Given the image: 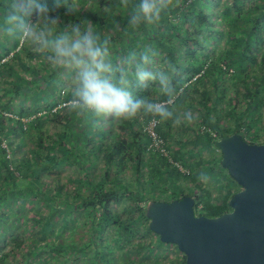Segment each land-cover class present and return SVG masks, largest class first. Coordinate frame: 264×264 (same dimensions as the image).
Instances as JSON below:
<instances>
[{"label":"trees","instance_id":"16d2710c","mask_svg":"<svg viewBox=\"0 0 264 264\" xmlns=\"http://www.w3.org/2000/svg\"><path fill=\"white\" fill-rule=\"evenodd\" d=\"M2 1L0 0V4ZM39 2L47 5L50 9L49 16L54 17L55 27L52 30L55 37L61 31L69 30L71 25L80 24L83 27V23H90L100 34L101 40L110 37L109 59L114 67L127 70L128 90L134 96L146 97L156 102L167 100L174 119L179 108L185 111L195 110L200 115L201 125L216 131L219 137L224 133L238 132L249 143L264 142V139L260 140L263 129L258 126L264 103V52L260 61L253 53V49H257L258 44L263 41L264 0L223 2L219 12L210 8L212 4H218L217 0H181L180 5L163 17L158 25L141 24L138 28L128 25V11L121 7V0ZM73 6L76 11L69 12L68 8ZM34 17L37 19L35 15ZM219 19L224 21L225 30L217 26ZM50 25L51 23L47 28ZM218 39H222L224 44L220 49H216L214 43ZM145 47H152L158 53L155 62L148 66L149 70H163L171 77L175 91L170 99L159 92L155 82L141 83L135 78L138 58L131 65L123 63L130 52H136L139 57L141 49ZM169 63L171 67L168 66ZM61 68L47 69L45 75H38L40 93L37 98L44 100L49 96L48 92L55 85V76ZM119 75L117 72L114 79L118 80ZM228 84L232 87L227 103L233 104L228 109H223L217 106V102L225 101ZM74 89L75 87L67 90L61 101L63 105L53 101L47 106L45 101V108L39 114L32 107L21 106L14 113L1 105L3 109L14 113L12 117L0 115V169L4 171L0 174L2 183H5L0 187L2 227L13 229L22 218L21 212L11 216L3 208L11 198L15 201L39 199L48 206V212L41 220L38 235L40 239H46L54 232L53 226L60 214H63L64 220L59 229L70 224L68 217L77 210L83 211L86 216H93L92 229L98 226L100 219H116L110 205L125 195L141 208L143 217L147 203L142 206L140 203L144 197L147 201H171L191 195L195 199V214L207 217H216L230 210L228 199L239 189L233 190L225 184L223 196L219 201H214L210 190L196 174L182 175L176 166L158 153H149L148 156L146 147L150 139L143 131L144 124L150 120L147 114H141L143 120L140 115L136 120L121 122L111 117L80 113L79 110L71 109ZM57 105L59 107L52 111L53 106ZM222 116L233 123L232 127L226 125ZM46 120L61 125V130L53 134L43 133L40 128ZM171 122L161 121L155 127V131L166 140ZM18 134L28 136L29 156L23 159L11 156V152H15L26 142L25 137H15ZM12 137L18 138L19 142L13 144ZM2 140L8 145L9 157L1 145ZM214 140L208 132L197 131L191 144L207 148L213 145ZM173 157L176 161L189 164L193 154L178 150ZM99 158L104 161V169L98 176H93L90 165ZM219 160L216 167H220ZM62 164H74L80 171L79 178L74 179L77 187L71 193L67 191L70 194L68 197L63 195L62 184L55 183V186L50 187L47 183H41L44 172ZM145 167H149L147 177L143 175ZM127 168L136 174L135 188L122 182ZM209 170L212 172L214 167ZM182 176L193 185L187 193L179 185ZM226 181L225 183L228 182ZM231 182L238 185L233 179ZM194 189L197 192L192 194ZM97 213L99 217L96 218ZM33 218L39 220V217ZM123 229L127 230L126 226ZM147 229L151 231L149 224ZM58 244L60 248V243ZM95 246L94 244V248ZM45 247L44 245L43 248ZM35 249L38 250H33ZM81 251L82 249L78 250L83 254ZM6 257L7 253L0 254V264H6L3 263Z\"/></svg>","mask_w":264,"mask_h":264},{"label":"rangeland","instance_id":"374dc122","mask_svg":"<svg viewBox=\"0 0 264 264\" xmlns=\"http://www.w3.org/2000/svg\"><path fill=\"white\" fill-rule=\"evenodd\" d=\"M250 1V0H246ZM254 1V0H252ZM218 4H212L210 8L220 11V5L223 2L229 3L231 0H217ZM34 17V16H33ZM54 18V17H52ZM33 23L41 24L42 21H34V18H30ZM55 23H51L47 28L48 38L50 40L55 39L53 35V28ZM220 28L226 29L224 21H220L217 25ZM63 32V31H61ZM60 32V33H61ZM59 33V34H60ZM263 41L258 44L257 49H253L254 55L260 61L264 52V30L262 31ZM208 38V37H206ZM209 39V38H208ZM222 39L215 43V47L221 48L224 44ZM31 42H26L22 37L20 39V49L23 47H31L36 53L35 57L26 56L23 61L30 69H32L37 76H43L47 72V69L56 68L46 57L51 55L50 51L39 49L38 45H32ZM39 53V55H38ZM19 69V68H18ZM257 71L256 67H253ZM18 71H22L21 68ZM30 73L26 74L29 76ZM55 85L49 90V96L42 100L37 98L34 104L28 99L32 93H40V87L38 85L31 87L27 91V95L21 98V106L28 107L31 105L33 110L37 111V114L44 110L46 102L51 104L53 101L61 103L65 93L68 89L75 87L76 73L73 70L61 68L55 76ZM38 80L37 82H39ZM229 83V82H227ZM210 84L208 85V87ZM230 84L226 87L225 101L217 102V106L228 109L231 104L227 103L231 91ZM59 93V94H58ZM55 95V97H54ZM46 101V102H45ZM241 103V102H240ZM1 104V103H0ZM19 105V104H18ZM59 105L53 106L52 111H55ZM243 107V105H242ZM19 111L14 109L13 112ZM177 111V117L180 118V125L170 123L169 137L166 140V147L170 157H173L175 151L183 153H192L193 159L189 160V164L177 161L183 167L181 169L177 167L182 175L196 174L201 182L210 190L212 200L219 201L226 190L225 184L233 190L240 189L239 185L234 184L230 176L227 175V171L221 166L216 167L215 164L221 158V153L214 145H210L207 148L200 146H193L191 141L194 139L196 132H201V119L200 115L195 110L188 109L185 111L183 108H179ZM261 116L259 121V128L263 129L260 140L264 139V103L261 106ZM14 113H12L14 115ZM192 114L196 119L193 123H186V114ZM143 116L145 114H142ZM141 115V120L143 117ZM225 115V114H224ZM224 116H222L223 118ZM224 117L226 125L232 127L233 123L227 121ZM145 125V124H144ZM61 125L52 120H46L40 130L45 134H53L61 130ZM18 137H25V143H22L15 152H11V156L15 159H23L29 156V142H27V134H18ZM249 138V137H246ZM13 144L19 142L18 138L12 137ZM215 141V140H214ZM213 141V143H214ZM6 143V142H5ZM7 145V143H6ZM8 146V145H7ZM150 154L148 153V156ZM147 156V157H148ZM173 160L174 157H173ZM214 167V170L210 172L209 168ZM104 161L103 159L95 160L90 165L91 175H99L103 172ZM149 167L143 169L144 177H147ZM112 167V172H113ZM184 171V172H183ZM3 169H0V173H3ZM212 173V174H211ZM45 175L41 176V183H47L50 187L55 186V183L62 184L64 186L63 195L70 196L72 189L77 187V182L74 179L79 178L80 171L74 164L60 165L59 167L44 172ZM123 184H131V187L136 186V174L131 169H126L123 175ZM228 182H227V181ZM225 181L227 183H225ZM40 183V184H41ZM5 184V183H4ZM2 183V176L0 174V187L4 185ZM175 183L174 185H176ZM179 185L184 192L187 193L193 187L189 179L183 176L179 179ZM178 186V185H176ZM68 191V192H67ZM148 192V191H147ZM197 191L192 190V194ZM150 194V193H148ZM145 198V197H144ZM141 200L140 205H144L148 201L146 198ZM6 205L3 206L6 209L8 215L14 213H20L22 218L19 219L17 226L13 229H6L0 225V254L7 253L8 257L3 260L6 264H184L185 256L177 249V247L163 243L159 240V236L147 229L149 220L143 217V212L140 207L136 206L134 200L128 199L125 195L118 201L113 202L110 207L112 213L116 219L105 218L100 219L96 228L92 229L93 216H86L83 211L77 210L74 215L69 216L68 220L70 224L66 227L62 222L64 220L63 214H60L57 223L53 226V233L48 235L46 239H40L38 237L40 232V225L43 216L48 212V206L44 204V201L26 200L15 201L14 199H8ZM33 217H39L36 220ZM99 217L97 213L96 218ZM104 218V217H103ZM10 219V218H9ZM21 221V222H20ZM117 221V222H115ZM127 228L124 230L123 227ZM60 243V248H58ZM94 244L96 245L94 248ZM46 246L43 248V246ZM83 246L84 249H83ZM37 248L38 250H33ZM49 248V250H47ZM82 249L81 252H78ZM84 250V251H83ZM97 250V251H96ZM95 251L97 252L95 254Z\"/></svg>","mask_w":264,"mask_h":264},{"label":"clouds","instance_id":"9594fccd","mask_svg":"<svg viewBox=\"0 0 264 264\" xmlns=\"http://www.w3.org/2000/svg\"><path fill=\"white\" fill-rule=\"evenodd\" d=\"M181 0H121V7L128 11V25L138 28L158 25L162 18L178 7ZM131 4V7L129 5ZM75 12V7L68 8ZM50 9L39 0H15L12 11L5 17L9 27L8 34L19 32L20 36L41 50H49L46 57L50 64L75 71L76 82L71 109L80 113L88 112L96 117H111L116 121L127 122L138 119L141 114H147L155 119L157 124L172 121L180 125V118L168 107V101L149 100L146 97L134 96L129 90L128 72L123 67H114L109 59L110 37L101 40L100 34L90 23L74 24L69 30L61 32L50 40L47 26L55 23L49 16ZM35 15L38 21H43V27L31 21ZM158 53L152 47L141 49L139 57L136 52H130L123 61L124 64H136L135 78L141 82H155L159 92L169 99L175 89L171 77L166 71H151L148 66L155 62ZM171 67V64H168ZM175 71V69H173ZM119 72V79H114ZM197 119V118H196ZM196 119L192 114H186V123Z\"/></svg>","mask_w":264,"mask_h":264},{"label":"water","instance_id":"95a60500","mask_svg":"<svg viewBox=\"0 0 264 264\" xmlns=\"http://www.w3.org/2000/svg\"><path fill=\"white\" fill-rule=\"evenodd\" d=\"M219 164L240 186L230 210L216 217L196 215L191 195L145 206L149 229L176 245L184 264H264V142L249 143L238 132L213 143Z\"/></svg>","mask_w":264,"mask_h":264},{"label":"crops","instance_id":"0c3cea01","mask_svg":"<svg viewBox=\"0 0 264 264\" xmlns=\"http://www.w3.org/2000/svg\"><path fill=\"white\" fill-rule=\"evenodd\" d=\"M14 2L15 0H3L0 4V60L6 58L4 62H0V103L10 110H19L21 102H23L21 98L29 95L27 94L28 89L39 85L40 81L37 82L36 73L23 62L26 56H36L34 50L31 47L20 49L21 36L19 32L14 31L10 35L5 30L9 27L5 22V17L12 11ZM33 16L31 18L38 21ZM18 68H21L22 71H18ZM28 73L30 75L26 76ZM37 95L38 91L29 95L28 99L32 104L38 100Z\"/></svg>","mask_w":264,"mask_h":264},{"label":"built area","instance_id":"2783aa9c","mask_svg":"<svg viewBox=\"0 0 264 264\" xmlns=\"http://www.w3.org/2000/svg\"><path fill=\"white\" fill-rule=\"evenodd\" d=\"M5 60H6V58H3L0 60V62H4ZM229 71H231V70H229ZM0 115H3L5 117H12L13 116L12 113L7 111V109H3L1 104H0ZM23 121H26V119H24ZM156 124H157V121L155 119H150L143 126V131L149 136V139H150V141L146 147L147 152L150 154L158 153V154L162 155L163 157H165L169 163H171L174 166L176 165L181 169V167H183V166L181 164H179L176 160H173V157H170V154L168 153V149L166 147V139L161 137L155 131ZM201 132H208L211 137L215 138V140L219 138L216 131H213V130L205 127V126L201 127ZM1 145L3 148L6 149V152H7L6 156L9 157L10 154H9L8 149H7V145L3 140H2Z\"/></svg>","mask_w":264,"mask_h":264}]
</instances>
